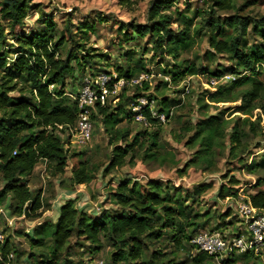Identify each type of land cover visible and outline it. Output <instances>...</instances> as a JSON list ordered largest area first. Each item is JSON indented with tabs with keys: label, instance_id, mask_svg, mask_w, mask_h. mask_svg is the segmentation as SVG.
Returning <instances> with one entry per match:
<instances>
[{
	"label": "rangeland",
	"instance_id": "obj_1",
	"mask_svg": "<svg viewBox=\"0 0 264 264\" xmlns=\"http://www.w3.org/2000/svg\"><path fill=\"white\" fill-rule=\"evenodd\" d=\"M6 1L9 0H0V5ZM155 1L131 0L123 3L122 0H32L34 6L29 11L26 22L28 26L24 30L43 25L48 18L56 24V38L61 37L66 29H69L72 35V39L61 50L62 57H67L70 50L80 58L89 57L84 72L82 70V74L76 73L75 77L68 79L70 84H75L77 91L82 89L87 77L107 71L115 79L110 84L112 93L106 102L109 112L114 115L121 112L118 110L119 103H122L124 111H128L126 106L133 100L128 98L140 93L153 94L156 102H160L164 97L180 103L172 107L173 115L166 122L148 127L123 113L120 114L122 120L113 124L105 123L104 116L97 115L94 109L91 141L84 146L65 144L70 152L64 173L54 175L49 168V162L41 161L29 177V186L34 191H43L46 203L42 209L43 216L38 219L18 218L9 204L0 205V208H7V214L0 215V227L5 230L13 249L22 254L19 264H41L42 257L46 259V255L51 254L52 236H46L44 243L36 246L32 245L29 235H32L34 228L43 221L52 219L50 223L55 224L60 216V208L67 199H73L79 209L90 215H99L104 207H117L112 202L110 191L115 190L125 179H136L142 183L160 180L172 191L180 189L183 195L189 194L188 203H193L199 211L200 220L208 221L207 229L216 228L218 225H221V230L237 227L240 223L239 203L244 202L251 193L264 191V61L257 68L260 73L255 75L263 85L261 96L249 105L242 98L244 92L252 88V84L249 82L235 88L230 86L238 78L254 76L251 70L240 74L229 73L223 77L214 74L226 67H234L237 56L235 51L208 55L209 51H213L209 43L211 26L208 24V20L212 19L211 0H176L163 8L167 23L176 32H182L185 23L192 19L190 30L193 43L188 49H179L177 56L166 51V47L171 48L173 44H166L161 53L156 49L151 33L139 37L133 31L132 25L152 24L148 17ZM219 15L223 21L226 16H232L249 23L240 42L241 49L245 48L247 51L255 43L262 42L260 34L253 31V25L264 18V0H235L234 8L216 11L214 19ZM90 22L93 23L92 27L88 26ZM225 31L231 38L240 34V30L235 27L227 26ZM127 36L133 38L128 39ZM7 40L9 45L14 43L10 35ZM1 49L0 44V51ZM190 64L203 66L207 72L192 76L187 74L173 79L172 73L165 74L162 71L165 68L179 72V69L182 70ZM120 67L134 69L133 78H139L141 83L119 85L116 91H113L114 82H118L117 69ZM78 72H81V69ZM144 81L149 83L148 89L145 88ZM213 93H217L223 101H213ZM218 114L222 119L228 120L225 146L218 148L217 165L213 170H209L205 163L191 162L199 145L189 144L188 141L190 135L194 134V126L199 119ZM235 128L241 135V141L230 144V137ZM120 129H129L131 132L124 138L125 142H131L134 134L145 129L149 132L160 129L158 155L145 158V154L150 152L147 149L150 140L145 138L143 133L146 146L136 148V156L131 162L109 172L104 171L110 162L116 141L114 133ZM120 143L124 142L121 140ZM129 158L130 156L127 159ZM81 160L87 161L89 169L98 171L93 174L95 176L90 184L78 185L76 188L79 190L75 192L72 189V169L78 167ZM232 176L239 182L235 186L236 195L223 198L220 196L221 189L224 185L231 187ZM205 183L212 184L207 191L200 192L196 189L198 185ZM3 185L4 182L0 178V188ZM193 196L195 199L192 202ZM55 197L58 202H54ZM49 201L51 203H48ZM229 209L230 216L226 215ZM7 216L15 218L14 227L7 226ZM205 228L202 226L198 231ZM89 245L90 241L86 237L75 233L59 256L62 260L69 258L80 264H93L97 258L111 264L110 255L114 249L108 242L105 241L100 251L94 253L91 252L93 247L89 248ZM158 249L168 252L167 256L162 258L163 261L173 257L176 260H186L189 254L193 256L197 253L195 247L175 248L169 238H162L150 242L146 258ZM31 253L34 257L29 263L27 258ZM240 260L239 264H253L254 260L264 264V249L259 257L248 259L242 256ZM186 261L187 264H192L191 261Z\"/></svg>",
	"mask_w": 264,
	"mask_h": 264
},
{
	"label": "trees",
	"instance_id": "obj_2",
	"mask_svg": "<svg viewBox=\"0 0 264 264\" xmlns=\"http://www.w3.org/2000/svg\"><path fill=\"white\" fill-rule=\"evenodd\" d=\"M130 1L122 0L123 3ZM175 1L156 0L148 17L152 24L132 25V28L139 37H145L148 32L151 33L155 47L161 53L166 44H173L171 48L166 47V51L177 56L179 49L190 48L193 40L190 30L192 19L185 23L182 32H176L167 23V15L163 13V8ZM33 6L32 0H9L0 5V44L2 46L0 51V178L4 182L0 188V205L10 200L9 206L14 215L38 219L43 216L42 209L46 203L42 189L34 191L30 188L29 177L41 161L49 162V168L56 176L65 172L70 152L65 145L68 140V127L77 123L80 113L76 99L80 91H77L75 84H70L68 79L75 77L76 73L82 74V70L84 72L89 57L80 58L71 50L67 57H62L61 50L72 39V35L70 30L66 29L68 33L64 31L61 37L56 38L54 32L56 24L48 18L43 25L31 27L28 31L24 30L28 26L27 17ZM234 6L235 0H211L212 19L208 20V24L211 26L209 43L213 51H209L208 55L211 56L215 52H236L235 66L226 67L214 74L223 77L229 73L240 74L245 70H251L254 76L238 78L230 87L235 88L250 82L252 88L244 92L242 99L252 105L260 98L263 89L262 83L255 75L260 73L257 68L264 61V18L253 25V31L260 34L262 42L255 43L250 50L245 51V48L241 49L240 42L249 23L232 16H226L224 21L220 15L214 19L216 11L231 10ZM88 26L92 27L93 23L90 22ZM227 26L239 29L240 34L231 38V35L225 31ZM84 32L87 33V31ZM9 35L14 40V43L10 45L7 40ZM127 38L133 37L127 36ZM80 69L81 72H78ZM117 71L118 79H131L135 75V70L130 68L120 67ZM162 71L165 74L172 73L173 79L187 74L192 76L207 72L203 66L196 64L186 65L182 70L179 69V72L168 71L165 68ZM143 84L146 89L149 88L148 82L144 81ZM141 95L156 99L151 93H140L128 99L134 101ZM212 98L213 101H223L217 93H213ZM132 101L126 106L128 111H124L122 103H119L118 110L121 112L119 111L116 115L109 112L107 104L98 103L95 109L97 115L104 116L105 123L113 124L123 119L120 116L121 113L126 114L127 117H133L134 112L130 107ZM177 103L180 101L163 97L160 102L157 101V109L171 118L172 107ZM143 112L148 116L150 125L162 123L152 117L148 109H144ZM91 116H95L94 112ZM227 125L228 120L222 119L219 114L210 115L196 122L195 132L192 136L190 135L188 141L189 144L199 145L192 163H205L209 170L216 167L219 159L218 148L225 146ZM143 133L145 138L150 140L147 148L150 152L145 154V158L157 156L160 129L153 132L147 129L137 132L131 142H125L124 139L131 134L129 129L116 130L114 133L116 141L110 162L104 171L109 172L131 162L136 156V148L146 146L145 138L142 137ZM147 135L149 137H146ZM240 137L235 128L229 143L240 142ZM121 140L124 143L119 144ZM151 150L154 151L151 152ZM129 156L130 158L127 159ZM96 171L88 168L86 160H81L80 165L72 169V184L90 183ZM238 183V180L232 176L231 187L224 185L220 196L225 198L236 195L235 186ZM211 186L212 184L205 183L198 185L196 189L205 192ZM230 188L235 191H231ZM110 194L116 208L104 207L99 215L92 216L79 209L73 199H67L60 208V216L55 224L50 223L52 219L38 224L33 234H28L32 245L41 246L46 236L53 238L51 254L46 255V259L42 257L40 263L80 264L69 258L62 260L59 256V253L67 248L66 244L75 233L90 241L88 247H93L92 251L90 250L92 253L100 251L104 242H108L114 249L110 255L111 264H187L186 260L191 261L192 264L213 263V259L201 251H197L193 256L189 254L186 260H176L173 257L163 261L162 258L167 256L168 252L158 249L146 258L150 242L154 239L169 238L175 248L185 249L195 247L191 240L199 233L200 227H206L205 230L210 231L221 230V225L207 229L208 221L200 220L199 211L193 203H188L189 194L183 195L180 189L172 191L160 180L142 183L136 179L121 181L115 190L110 191ZM247 197L254 206L264 209V191L251 193ZM194 199L193 196L191 201L193 202ZM230 210L226 215H231ZM10 251H15L19 262L22 254L13 249L10 239L7 238L3 245V252L5 254ZM33 257L31 253L27 261L31 263ZM245 257L255 258L254 255L247 253L243 255V258ZM253 264H259V261L254 260Z\"/></svg>",
	"mask_w": 264,
	"mask_h": 264
},
{
	"label": "built area",
	"instance_id": "obj_3",
	"mask_svg": "<svg viewBox=\"0 0 264 264\" xmlns=\"http://www.w3.org/2000/svg\"><path fill=\"white\" fill-rule=\"evenodd\" d=\"M114 80L106 72H100L85 79L82 89L76 96L80 107L78 121L75 125L68 127L67 145L84 146L91 141L93 135L92 111L98 103L101 105L106 104L109 95L112 93L110 84ZM133 83L139 84L141 81L139 78H119L118 82L113 84V91H116L119 85ZM130 107L134 112V120L146 127L151 122L143 112L144 109H148L151 116L162 123L169 118L166 113L158 111L156 99H150L144 95L132 101ZM172 114L173 111H171ZM1 214L6 215L7 209L0 208ZM238 214L240 223L237 227L223 230H204L192 238L191 243L196 247V250L211 257L213 259L212 264H239L241 257L246 253L255 257L261 255L264 249V209L254 206L250 199L246 197L244 202L239 203ZM17 217L26 218L25 215ZM6 219L9 228L16 225L15 218L7 216ZM6 240L5 230L0 227V264H19L14 251L4 254L3 245ZM93 264L109 263L102 258H97Z\"/></svg>",
	"mask_w": 264,
	"mask_h": 264
},
{
	"label": "crops",
	"instance_id": "obj_4",
	"mask_svg": "<svg viewBox=\"0 0 264 264\" xmlns=\"http://www.w3.org/2000/svg\"><path fill=\"white\" fill-rule=\"evenodd\" d=\"M36 168H37V166H36ZM36 168H35V169H36ZM34 171H35V170H34ZM90 183H91V182H90ZM90 183H86V184L88 185V184H90ZM78 185H83V184H75L74 187L76 188ZM74 187H73V188H74ZM75 188H74V191H75V192L79 190L78 188H76L77 190H76ZM43 195H44V194H43ZM54 200H55V201H54ZM54 200H53L54 202H58V199H56V197H55ZM53 201H52V206H53ZM9 202H10V200L7 202V204H9ZM59 203H61V201H60ZM6 209H7V208H6Z\"/></svg>",
	"mask_w": 264,
	"mask_h": 264
}]
</instances>
